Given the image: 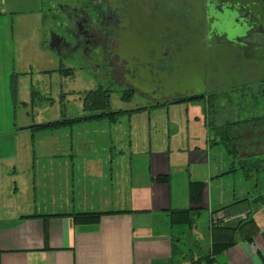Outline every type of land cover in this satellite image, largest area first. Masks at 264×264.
Masks as SVG:
<instances>
[{"label":"crops","instance_id":"crops-1","mask_svg":"<svg viewBox=\"0 0 264 264\" xmlns=\"http://www.w3.org/2000/svg\"><path fill=\"white\" fill-rule=\"evenodd\" d=\"M7 72L0 90L13 113L0 114V264H208L200 257L209 253L212 222L234 227L248 212L251 224L213 255L212 264H264V203L252 200L264 191V177L258 176L264 163L254 182L239 168L248 181L245 189L237 193L232 186L225 192L232 158L210 162L211 150L220 143L209 141L205 125L202 141L176 142L172 152L170 134L166 141H152V120L155 128L159 118L146 115L141 119L146 141L135 142L129 131L126 138L110 135L107 149L90 150L76 164L68 148L37 147L32 120H17L13 104L25 100L13 72ZM258 115L241 122L234 134L240 157L264 158V114ZM77 166L81 172L74 179ZM87 167L92 168L88 190L81 179ZM190 180L202 182L194 201L188 196ZM107 185L109 194L101 195L99 188ZM178 208L189 211L171 216ZM77 211L101 213L85 222L72 218Z\"/></svg>","mask_w":264,"mask_h":264},{"label":"flooded vegetation","instance_id":"flooded-vegetation-1","mask_svg":"<svg viewBox=\"0 0 264 264\" xmlns=\"http://www.w3.org/2000/svg\"><path fill=\"white\" fill-rule=\"evenodd\" d=\"M41 5L48 11L41 31L50 47L82 55L93 51L110 81L122 85L120 92L137 91L162 105L213 95L231 101V93L240 99L255 89L264 96V77L258 78L264 76L261 0H41Z\"/></svg>","mask_w":264,"mask_h":264},{"label":"rangeland","instance_id":"rangeland-1","mask_svg":"<svg viewBox=\"0 0 264 264\" xmlns=\"http://www.w3.org/2000/svg\"><path fill=\"white\" fill-rule=\"evenodd\" d=\"M41 6V0H0V82L3 81V73L7 75V71L13 72V83L15 86L19 85V96L25 100L24 103L17 102L15 106L13 104V108L18 121L32 120L31 131L38 148H53L55 152L57 148L59 152H65L68 148L77 164L81 155L93 152L90 150L107 149L111 143L110 135L113 138L114 135L123 133L126 138L125 132L129 131L135 142L142 140L141 137L146 141V122L141 121L142 116L146 115L159 118L155 128L152 120V141L154 137L156 140L162 138L166 141L170 134L167 143L172 152L175 151L176 142H180V145H186L188 142L191 145L203 140L206 101L195 98L144 107L140 105L147 101L137 91H134L129 99L121 98L119 89L122 85L110 81L106 71L100 66L101 58L95 56L93 51L89 55H82L78 50L68 51L63 47L55 50L50 47L49 41H46V36L41 31L42 20H45L43 26L48 24L46 17L42 18L48 11L45 5L43 8ZM52 27L59 30L58 26ZM59 67H71L70 73L62 72ZM19 71L23 73H17ZM192 74L195 75V72ZM98 84L108 85L112 89L109 91V107L119 110L114 119L106 115L84 116L88 113L82 110L81 105L84 90ZM236 97L231 93V101L218 98L217 116L229 115L230 118H235L239 115L244 118L264 114L263 95L255 99H250L248 94L240 96L241 100ZM8 108L7 103L3 102L0 90V114L13 113L12 105ZM55 120L58 122L51 123ZM228 160L229 155L220 144L217 148L213 147L210 162L218 164ZM137 162L135 159L134 163ZM88 169L90 168H83L85 176L81 178L82 183L87 185L86 190L91 186L89 179L92 178L87 175ZM90 170L92 174V168ZM80 172L78 166L75 167L74 179ZM258 176L259 180H262L264 171L259 172ZM223 181L225 192L233 186L237 193L244 190L248 183L243 179L239 168L229 173ZM99 191L101 195L107 196L108 185L100 187ZM79 197L81 196L74 194L76 201Z\"/></svg>","mask_w":264,"mask_h":264},{"label":"trees","instance_id":"trees-1","mask_svg":"<svg viewBox=\"0 0 264 264\" xmlns=\"http://www.w3.org/2000/svg\"><path fill=\"white\" fill-rule=\"evenodd\" d=\"M262 1V7L264 12V0ZM62 72H69L70 68L59 67ZM109 88H104L102 86H97L95 88H89L84 90L83 96L81 98L82 110L88 111L84 116H100L106 115L110 119H114L115 114L119 112L118 109H111L109 107ZM250 92V94H249ZM250 99H255L261 96L260 90L255 89L248 91L242 95H247ZM131 96V91L129 89L121 90L120 97L124 99H129ZM216 95L211 96L206 101V110L203 118V123L209 131L210 142H218L222 145L227 154L232 158V162L229 165V170L233 171L236 168H240L242 174L245 178L253 180L255 179L254 174L262 170V163H264V158L258 155H250L248 157H240L238 155V148L236 144L235 133L244 120H252L255 118H260L261 115H251L244 119H239L237 117H219L217 116V108L219 105L216 103ZM56 123L58 121H51V123ZM264 166V165H263ZM164 176H160L163 179ZM202 188V182L198 180H190L188 182V196L191 201L197 200ZM252 200L256 203H264V191L259 195H256ZM188 209H172L170 215L177 214L186 216ZM101 211H77L72 212V218L76 221H94L97 219ZM183 220H189L188 218H183ZM251 216L249 212L239 219L234 227H229L221 223L212 222L211 229V245L209 253L202 255L200 258L208 264H212L213 255L227 248L229 245L235 242V235L241 233V229H246L248 224H251ZM199 258V259H200Z\"/></svg>","mask_w":264,"mask_h":264},{"label":"water","instance_id":"water-1","mask_svg":"<svg viewBox=\"0 0 264 264\" xmlns=\"http://www.w3.org/2000/svg\"><path fill=\"white\" fill-rule=\"evenodd\" d=\"M262 20H263V24H264V14H263V9H262ZM260 77H264V76H259L258 78H260ZM257 79V78H256ZM244 81H247V80H242V81H240V82H244Z\"/></svg>","mask_w":264,"mask_h":264}]
</instances>
